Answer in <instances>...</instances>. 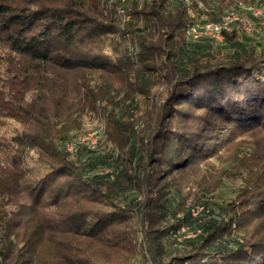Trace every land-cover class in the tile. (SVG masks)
Here are the masks:
<instances>
[{
    "label": "trees",
    "instance_id": "obj_1",
    "mask_svg": "<svg viewBox=\"0 0 264 264\" xmlns=\"http://www.w3.org/2000/svg\"><path fill=\"white\" fill-rule=\"evenodd\" d=\"M240 1L126 0V22L110 0L0 1V43L17 57L2 113L23 125L0 141V264H264V228L238 220L232 235L225 210L202 219L185 202V173L218 155L232 123L264 127V47L240 48L264 31L188 32ZM86 113L107 115L132 166L93 174L96 156L69 158ZM32 153L47 168L37 177Z\"/></svg>",
    "mask_w": 264,
    "mask_h": 264
},
{
    "label": "rangeland",
    "instance_id": "obj_2",
    "mask_svg": "<svg viewBox=\"0 0 264 264\" xmlns=\"http://www.w3.org/2000/svg\"><path fill=\"white\" fill-rule=\"evenodd\" d=\"M0 1L15 3L23 8H31L38 0ZM247 1L257 2L259 0ZM240 2L244 3L245 0ZM243 39L244 45L240 46L241 49L249 51L256 44L260 45L259 51L264 47V37L259 40L254 39L256 43L248 37ZM16 63L17 57L0 43L1 142L9 141L12 136L23 128L22 119L5 116L2 113L11 108V102L9 103L11 98L8 96L6 79L12 76ZM139 98L143 108H152L146 97L139 96ZM200 113L204 114L203 111L199 110ZM108 121L107 115L103 113L84 114L79 134L99 129L101 131L100 144L94 151L82 147L76 154H70L69 157L78 166H83L91 162V157L96 156L97 159L93 163L95 165L93 174H105L112 171L111 169L120 174L124 166H132L129 161L128 146L119 137H108ZM231 125L238 128L239 132L230 137L229 140L223 141L221 146H218L220 148L218 155L215 154L207 161L197 163L185 173L189 178L185 202L187 205L194 207H203L200 213L202 219L218 216L225 210L226 220L230 217L234 218L231 234L238 235V220L241 225L253 220V224L258 226V229L264 228L263 223H261L264 220V206L257 210L259 213L256 216L250 214L251 216H247L248 219L245 217L246 212L254 207L258 201H264V127L250 129V131L243 127H237L236 123ZM222 132L229 133L224 128L217 131V140H219L218 136L223 134ZM40 159L41 156L32 153L31 159L28 161L32 176L37 177L47 171L46 166L40 162ZM253 226L251 224L249 230H252ZM191 232L189 231V233ZM219 234L224 236L226 233L222 234L220 232ZM133 237L136 240L138 239V242L142 238L140 232H135Z\"/></svg>",
    "mask_w": 264,
    "mask_h": 264
},
{
    "label": "built area",
    "instance_id": "obj_3",
    "mask_svg": "<svg viewBox=\"0 0 264 264\" xmlns=\"http://www.w3.org/2000/svg\"><path fill=\"white\" fill-rule=\"evenodd\" d=\"M119 2L117 6L118 15L122 22H126L130 18V14L126 12L124 3L126 0H110ZM204 12H208L209 8L204 4H200ZM264 31V5H256L252 3L240 2L238 9H229L224 12L218 20L206 22H198L189 29V34L194 38L203 36L211 37L217 41L225 38V32L246 33L250 35H260ZM101 131L93 129L87 133L74 136L65 143V149L70 154H76L82 147L89 150H96L100 144ZM203 207H194L192 213L197 216L201 213Z\"/></svg>",
    "mask_w": 264,
    "mask_h": 264
}]
</instances>
